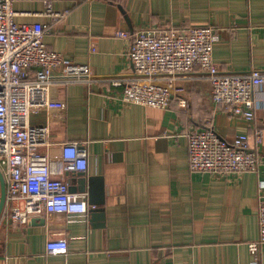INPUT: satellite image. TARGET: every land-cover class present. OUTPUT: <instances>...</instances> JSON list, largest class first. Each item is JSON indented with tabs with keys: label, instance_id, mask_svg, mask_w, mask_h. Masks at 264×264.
<instances>
[{
	"label": "crops",
	"instance_id": "0c3cea01",
	"mask_svg": "<svg viewBox=\"0 0 264 264\" xmlns=\"http://www.w3.org/2000/svg\"><path fill=\"white\" fill-rule=\"evenodd\" d=\"M53 19L39 1L14 4L19 23L47 26L45 43L78 65L92 84L54 74L51 94L64 111L32 114V126L49 125L52 176L83 195L86 215H45L28 224L0 219V264H264L249 252L259 237L257 173L216 175L190 168L189 135L211 123L228 141L264 130V87L249 122L217 107L208 79L197 75L167 109L122 105L112 80L132 74L130 39L140 28L188 30L214 26L221 39L213 60L224 73L264 70V0H52ZM129 18L130 24L126 18ZM199 74V72H197ZM184 101H181V100ZM86 143V184L64 170L62 145ZM264 154V136L258 146ZM2 183L0 179V202ZM68 242L66 255H49V241Z\"/></svg>",
	"mask_w": 264,
	"mask_h": 264
},
{
	"label": "built area",
	"instance_id": "2783aa9c",
	"mask_svg": "<svg viewBox=\"0 0 264 264\" xmlns=\"http://www.w3.org/2000/svg\"><path fill=\"white\" fill-rule=\"evenodd\" d=\"M39 1L48 7L53 19L68 15L50 7L52 0H0V169L7 186L6 218L12 223L28 224L45 215H86L89 206L83 195L70 192L65 179L52 176L50 157L41 148L50 145L49 125L32 126V114L42 110L64 111L65 103L50 92L54 74L62 69L70 82L92 84L96 79L88 65H78L45 43L47 26L19 23L14 4ZM130 39L132 74L113 79L121 89L122 105L167 109L174 98L186 94V83L197 75L209 80L214 104L221 110L251 122L255 118V95L264 87V70L224 73L213 60L214 45L221 39L214 26L188 30L155 27L140 28ZM199 72V74H197ZM181 101H184L183 99ZM256 147L248 134L232 142L222 139L211 123L189 135L190 168L193 172L225 175L257 173L264 166V130L253 132ZM86 143L62 145L64 170L68 174L88 169ZM259 237L249 242V252L260 257L264 251V181L259 184ZM68 242L49 241V255H66Z\"/></svg>",
	"mask_w": 264,
	"mask_h": 264
},
{
	"label": "water",
	"instance_id": "95a60500",
	"mask_svg": "<svg viewBox=\"0 0 264 264\" xmlns=\"http://www.w3.org/2000/svg\"><path fill=\"white\" fill-rule=\"evenodd\" d=\"M126 19H127L128 23L130 24L129 18L127 17ZM74 176H79L80 177L79 182L82 185L81 186L82 190H84L83 186H85V184H86L85 173L84 172L74 173ZM0 179H1V183H2V196H1V202H0V219H1V216H2V214L4 212V209H5V206H6V200H7L6 180H5L4 174H3L1 169H0Z\"/></svg>",
	"mask_w": 264,
	"mask_h": 264
}]
</instances>
